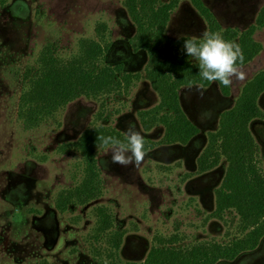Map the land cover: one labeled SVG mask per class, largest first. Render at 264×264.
I'll list each match as a JSON object with an SVG mask.
<instances>
[{"label":"rangeland","instance_id":"1","mask_svg":"<svg viewBox=\"0 0 264 264\" xmlns=\"http://www.w3.org/2000/svg\"><path fill=\"white\" fill-rule=\"evenodd\" d=\"M202 1L223 27L239 30L251 26L264 5V0ZM100 26H105L102 35L109 44L106 62L122 65L139 79L120 94L79 98L34 129H26L18 119L25 72L37 67L47 46L61 59H69L83 41H99ZM205 32L204 22L183 2L166 35L200 39ZM133 36L123 0H0V264L107 262L106 244L101 247L93 239L100 207L112 215L113 230L124 233L119 256L125 262L144 261L156 239L176 238L178 244L189 246L227 244L242 236L235 213L222 220L212 216L226 163L198 174L196 162L208 133L218 128L220 114L234 105L248 81L264 71V29L254 36L261 53L242 67L245 80L233 78L228 97L217 86L181 91L182 108L199 129L193 141L149 149L137 167L113 164L109 149L99 148L101 197L65 213L56 209L59 193L81 181L82 159L71 144L86 129L109 127L124 135L133 122L144 141L158 142L163 136L161 126L144 131L139 120V113L155 108L159 98L144 75L146 55L130 46ZM258 106L264 114V93ZM250 129L264 172V120L254 121ZM218 264H264V238L253 251Z\"/></svg>","mask_w":264,"mask_h":264},{"label":"trees","instance_id":"2","mask_svg":"<svg viewBox=\"0 0 264 264\" xmlns=\"http://www.w3.org/2000/svg\"><path fill=\"white\" fill-rule=\"evenodd\" d=\"M183 2L188 3L204 22L206 32H219L224 40L240 45L245 58L243 66L262 51L254 36L264 29V5L254 23L239 30L223 27L202 0H169L166 3L123 0L134 27L130 46L133 51L146 55L144 75L159 98L155 108L139 113V120L144 131L157 126L164 131L158 142L144 141L145 152L157 146H184L199 134V129L182 108L180 94L183 89L217 86L224 97L230 95V86L201 78L198 62L183 50V42L189 37H167L172 15ZM105 30V26H100L97 30L99 41H83L78 53L69 59L58 57L50 46L42 50L37 67L25 72L19 99L18 119L26 129H34L79 98L120 94L139 79L138 75L127 73L122 65L112 66L106 62L109 44L104 42L102 33ZM196 40L199 43L203 38ZM263 93L264 71H261L243 86L234 105L220 114L218 128L208 133L206 147L196 162L198 174L216 169L221 162L226 163L222 183L215 191L212 216L222 220L225 214L235 213L242 236L227 244L201 242L189 246L178 244L176 238L156 239L144 261L125 262L119 256L124 233L113 230L112 215L100 207L96 210L93 239L98 245L107 246L108 261L103 264H218L232 262L259 245L264 238V172L259 166V147L250 126L256 120H264L258 106ZM99 135L114 136L127 143L120 132L97 126L86 129L71 144L82 159V178L78 185L59 193L55 204L59 212L65 213L71 206H85L101 197L102 179L96 151L104 147L96 139Z\"/></svg>","mask_w":264,"mask_h":264},{"label":"clouds","instance_id":"3","mask_svg":"<svg viewBox=\"0 0 264 264\" xmlns=\"http://www.w3.org/2000/svg\"><path fill=\"white\" fill-rule=\"evenodd\" d=\"M183 50L198 62L199 74L204 80L218 81L229 87L233 78L237 81L246 79V73L242 71L245 62L243 50L238 43L224 40L219 32H205L199 43L196 38L187 39L183 42ZM124 135L127 143L114 136L99 135L96 139L100 146L109 149L111 163L137 167L146 154L144 137L133 122L128 123Z\"/></svg>","mask_w":264,"mask_h":264}]
</instances>
